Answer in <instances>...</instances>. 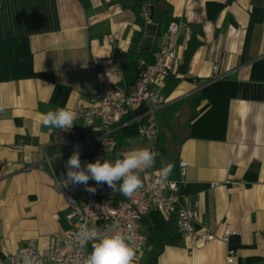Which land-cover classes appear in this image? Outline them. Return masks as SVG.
<instances>
[{
  "label": "crops",
  "instance_id": "crops-1",
  "mask_svg": "<svg viewBox=\"0 0 264 264\" xmlns=\"http://www.w3.org/2000/svg\"><path fill=\"white\" fill-rule=\"evenodd\" d=\"M166 2L185 28L176 38L179 65L156 83L166 98L158 116L163 146L176 157L178 173L186 164L180 193L197 203L201 220L216 236L227 226L232 232L227 242L207 244L178 233L156 264H228V251L230 264H264V0ZM136 30L132 11L114 0H0V102L7 105L0 112V239L9 251L29 240L50 243L74 222L60 183L73 153L67 147L101 130L82 134L77 119L59 130L42 117L59 108L78 114L99 84L123 85L121 55ZM112 34L117 39L109 42ZM190 40L198 45L187 59ZM224 80L235 89L216 137L186 139L187 124L210 109L204 99L192 116V97ZM143 147L149 144L136 140L128 150ZM159 153L143 185L161 174V159L168 163ZM79 158L82 166L90 162L83 148ZM169 218L150 211L142 235L145 224L161 229Z\"/></svg>",
  "mask_w": 264,
  "mask_h": 264
},
{
  "label": "built area",
  "instance_id": "built-area-1",
  "mask_svg": "<svg viewBox=\"0 0 264 264\" xmlns=\"http://www.w3.org/2000/svg\"><path fill=\"white\" fill-rule=\"evenodd\" d=\"M145 20L148 19L143 14ZM148 22V21H147ZM185 28L182 19L171 21L160 37L156 58L152 64H140L137 67L131 87L126 85L110 86L101 83L92 89L87 106L77 114V121L82 134L88 129L98 128L101 135L88 141L85 137L75 146L85 149L90 155V162L103 158L115 145L112 135L128 125L138 124L137 135L155 150L159 134L158 116L163 111L166 98L156 91L160 78H169L180 60L176 55V38L179 31ZM116 35H108L113 42ZM143 109L136 114L138 109ZM61 134L52 142L56 145L64 140ZM156 151V150H155ZM186 164L179 163V179H169L160 183V175L154 174L149 181L138 189L131 198L114 201V193L106 184H96L89 180L88 185L96 189L94 193L81 190L80 185H69L62 189L64 199L69 206V218L74 222L63 232L55 235L50 243L40 244L29 240L22 247L9 251L0 239V264H23L22 256L27 254L35 258V264H83L91 252V242L81 248L75 239L83 225L107 229L113 225L128 232L137 249V259L144 256L145 241L140 223L150 212H162L173 216L179 234L191 242L207 244L214 240L227 242L232 229L227 226L220 236H216L201 220L197 203L184 198L180 193L182 176ZM167 191L164 193L163 191ZM232 251H228L226 262L232 263Z\"/></svg>",
  "mask_w": 264,
  "mask_h": 264
},
{
  "label": "trees",
  "instance_id": "trees-1",
  "mask_svg": "<svg viewBox=\"0 0 264 264\" xmlns=\"http://www.w3.org/2000/svg\"><path fill=\"white\" fill-rule=\"evenodd\" d=\"M122 7L132 11L135 19V24L138 27L130 41V45L126 52L121 55V69L124 75V84L126 87H131L137 67L140 64H152L156 58L158 47L156 42L160 39L162 33L166 30L171 21L176 20L171 15V7L166 0H158V2L150 8L152 0H114ZM146 14L148 19L143 18ZM148 21V22H147ZM198 45L194 40H190L187 46L186 58L189 59L193 49ZM235 84L231 80H224L219 83L218 87L208 92L203 91L194 95L191 99V106L194 110L192 116L195 115V107L200 101L207 99L210 102V109L186 126L188 138L193 137H216L218 126L221 128L223 124L226 104L234 95ZM208 123H214V126H209ZM159 125V121H158ZM213 125V124H212ZM204 126V127H203ZM138 124H131L122 129H119L112 135L115 142L114 147L106 153L103 158L114 159L120 152L127 151L136 140H142L137 135ZM134 141L129 143V140ZM164 137L159 132L155 150L166 155L168 162L174 163L175 167L170 179L177 180L179 178L178 162L176 157H173L169 150L163 146ZM175 146V145H174ZM102 158V159H103ZM107 185V184H106ZM119 187V185H117ZM114 193V201L125 199L119 191ZM144 218L142 219V221ZM142 223V222H141ZM143 237L145 241L144 256L138 259V264H156L157 257L160 255L165 246L174 244L178 239V231L175 227L174 218L170 216L168 221L161 229H156L151 224L144 225Z\"/></svg>",
  "mask_w": 264,
  "mask_h": 264
},
{
  "label": "clouds",
  "instance_id": "clouds-1",
  "mask_svg": "<svg viewBox=\"0 0 264 264\" xmlns=\"http://www.w3.org/2000/svg\"><path fill=\"white\" fill-rule=\"evenodd\" d=\"M6 107L4 102H0V112ZM76 119L77 113L73 109L59 108L43 115L42 124L67 131L73 127ZM128 142L131 144L134 141L130 139ZM158 156L160 153L150 147L133 148L118 153L114 159L97 158L94 162H85L82 166L79 148L75 146L67 160L66 177L60 183L65 187L84 185L86 191L94 193L96 189L88 185L89 180H93L98 185L107 184L113 192L119 191L123 196L131 198L143 187L141 176L154 168ZM160 163V183L163 184L172 174L175 165L172 162L165 163L163 159ZM75 239L81 248L91 242L92 250L83 264H138L135 242L119 225L100 229L95 226L89 228L85 224ZM22 260L23 264H35V258L27 254L22 256Z\"/></svg>",
  "mask_w": 264,
  "mask_h": 264
},
{
  "label": "water",
  "instance_id": "water-1",
  "mask_svg": "<svg viewBox=\"0 0 264 264\" xmlns=\"http://www.w3.org/2000/svg\"><path fill=\"white\" fill-rule=\"evenodd\" d=\"M157 2H158V0H152L151 3H150V8H151L153 5H155ZM142 111H143L142 108H141V109H138V110L136 111V114H140Z\"/></svg>",
  "mask_w": 264,
  "mask_h": 264
}]
</instances>
